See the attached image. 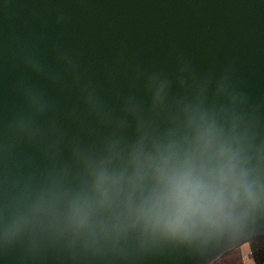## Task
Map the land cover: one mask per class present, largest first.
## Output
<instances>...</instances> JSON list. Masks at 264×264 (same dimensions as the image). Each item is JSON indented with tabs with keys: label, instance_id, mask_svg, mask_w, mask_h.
I'll use <instances>...</instances> for the list:
<instances>
[{
	"label": "water",
	"instance_id": "1",
	"mask_svg": "<svg viewBox=\"0 0 264 264\" xmlns=\"http://www.w3.org/2000/svg\"><path fill=\"white\" fill-rule=\"evenodd\" d=\"M255 239L264 0H0V264H213Z\"/></svg>",
	"mask_w": 264,
	"mask_h": 264
},
{
	"label": "trees",
	"instance_id": "2",
	"mask_svg": "<svg viewBox=\"0 0 264 264\" xmlns=\"http://www.w3.org/2000/svg\"><path fill=\"white\" fill-rule=\"evenodd\" d=\"M249 245V257L253 264H264V239H255L248 242ZM237 248L233 251L222 256L220 261H225L228 264H240V257L233 260L231 258L236 254Z\"/></svg>",
	"mask_w": 264,
	"mask_h": 264
},
{
	"label": "rangeland",
	"instance_id": "3",
	"mask_svg": "<svg viewBox=\"0 0 264 264\" xmlns=\"http://www.w3.org/2000/svg\"><path fill=\"white\" fill-rule=\"evenodd\" d=\"M240 257L241 261L240 264H245V258L247 257V261L249 264H253L252 260L249 257V245L248 243L242 244L240 247L237 248L236 254L231 258V260ZM221 258H219L217 261H215L213 264H228L226 263V260L220 261Z\"/></svg>",
	"mask_w": 264,
	"mask_h": 264
},
{
	"label": "clouds",
	"instance_id": "4",
	"mask_svg": "<svg viewBox=\"0 0 264 264\" xmlns=\"http://www.w3.org/2000/svg\"><path fill=\"white\" fill-rule=\"evenodd\" d=\"M178 190L180 191V194L183 195L184 191H186L188 188H192L193 193L195 194L196 192L199 191L201 188V185L197 184L195 186L191 185L189 178L184 177L182 181L177 185Z\"/></svg>",
	"mask_w": 264,
	"mask_h": 264
},
{
	"label": "snow or ice",
	"instance_id": "5",
	"mask_svg": "<svg viewBox=\"0 0 264 264\" xmlns=\"http://www.w3.org/2000/svg\"><path fill=\"white\" fill-rule=\"evenodd\" d=\"M245 264H249V262L247 261V257L245 258Z\"/></svg>",
	"mask_w": 264,
	"mask_h": 264
}]
</instances>
